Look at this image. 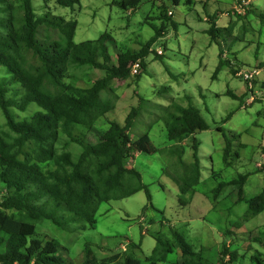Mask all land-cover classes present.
Segmentation results:
<instances>
[{"label": "rangeland", "instance_id": "374dc122", "mask_svg": "<svg viewBox=\"0 0 264 264\" xmlns=\"http://www.w3.org/2000/svg\"><path fill=\"white\" fill-rule=\"evenodd\" d=\"M120 1L81 0L80 6H76L72 12L60 8L56 0H47L49 12L54 16H64L67 20L78 22L75 36L77 43L97 40L104 33L110 34L113 37L112 44L117 46L112 51L114 57L118 50H122L119 48L137 51L155 36L156 26L160 28L163 23L159 18L162 12L159 6L165 5L168 15L172 16L165 22L166 33L152 48L163 56L157 57L154 52L149 55L140 82L136 83V77L132 76L126 81L116 80L110 84L102 97L114 109L99 119L96 125L100 128H97L98 131L94 129L87 133V141L97 142L101 130L107 129L109 121L124 124L131 108L139 104V95L165 106L171 102L193 105L201 110L211 129L195 134L182 144L168 147L164 123L156 121L158 115L150 116L145 111L143 117L137 119L134 129L142 135L150 132L151 140L159 152L136 154L129 159L128 167H134L141 173L154 207H151L144 191L123 200L101 203L97 205L99 208L94 215V226L90 227L88 221L72 223V215L66 205L46 198L47 205L54 209L50 215L55 224L46 219L40 220L36 224L35 238L59 241L65 248L63 258L71 260L72 264H84L86 245L91 247L99 260L127 254L125 248L128 255L144 262L157 245L155 236H161L164 241L170 240L171 230L180 233L194 250L204 249L207 258L213 262L217 261L221 242L225 241L233 249L237 246L240 254L251 248L245 257H242V253L235 264H254L250 257L259 254L264 261V242H255L263 232L264 212L247 222L243 229L237 230L232 224L239 221L248 205L238 202L236 186L224 188L219 198L213 197L219 183L231 182L247 173L252 176L244 185L245 198H253L264 189V172L260 171L264 167V0H245L240 3L250 4L245 13L241 9L244 5L236 3L237 0H181L178 5H174L172 0H148L141 3L134 13L122 9L118 5ZM34 5L38 13L47 11L44 0H34ZM231 7L233 12L228 13ZM249 9L251 11L248 13ZM217 11L220 15L216 26L222 33L217 35V42H212L208 34L211 27L209 17ZM235 12L242 13L241 19ZM230 24L234 26L232 34L226 35L224 29ZM221 52L224 53L222 59L226 65L214 77ZM258 67L261 68L258 69L260 73L249 86L240 75L232 73V68L247 71ZM69 74L80 88L91 87L96 80L105 76L102 70L89 66L72 67ZM3 77L8 78L6 72L0 69V78ZM10 88L19 90L18 86ZM165 88L167 91H164ZM228 91L234 96L227 95ZM8 97H12L11 92ZM17 98H20V94ZM151 110L155 114L159 113L158 109ZM11 111L17 120H23L32 117L39 107L33 104L26 112L14 107ZM228 115L231 118L226 121ZM0 124L10 140L16 137L1 108ZM152 124L155 125L150 129ZM218 127L224 129L227 137L233 140L235 150L240 153L241 161L236 162L233 168L225 167V137L217 131ZM194 141L198 143L201 162L200 193L189 201V205L182 206L179 202V187L174 179L175 172H179L178 156L173 150L183 147V161L191 163ZM32 148L33 143L24 150L32 152ZM78 148L76 144L69 147L65 145L60 152L67 150L75 153ZM20 158L23 159V156ZM43 168L55 169L47 164ZM59 225L64 227L60 228ZM226 231L230 233L225 235ZM132 243L141 247L130 250ZM178 259L180 253L177 251L168 256L167 264Z\"/></svg>", "mask_w": 264, "mask_h": 264}, {"label": "trees", "instance_id": "16d2710c", "mask_svg": "<svg viewBox=\"0 0 264 264\" xmlns=\"http://www.w3.org/2000/svg\"><path fill=\"white\" fill-rule=\"evenodd\" d=\"M144 1L148 0H122L118 5L134 13ZM172 1L178 5L181 0ZM244 2L237 0L236 3ZM44 3L47 11L38 13L34 0H0V69L8 77L0 78V108L11 132L16 135L10 140L0 124V264H72L71 260L63 258L65 248L59 241L35 238L36 224L40 220L54 221L50 215L54 209L47 205L46 198L66 205L72 215V223L88 221L90 227L94 226V215L99 208L97 205L101 203L123 200L144 191L151 207H154L141 173L134 167H128L129 159L136 154L159 152L150 132L142 135L134 129L137 119L143 117L145 111L150 116L158 115L156 121L164 123L168 147L182 144L195 134L211 129L201 110L193 105L171 102L165 106L139 95V104L131 108L124 124L109 121L107 129L101 130L98 141L88 142L87 133L97 129L99 119L114 109L102 97V93L116 80L126 81L135 76L136 83L140 82L149 55L154 52L157 57L163 56L152 48L166 33L165 22L172 16L168 15L165 5L159 6L162 9L159 18L163 23L160 28L156 26L155 36L137 51L118 47L122 50H118L114 57L112 51L117 46L112 44L110 34L104 33L97 40L77 43L78 22L67 20L64 16H54L49 12L47 0ZM80 3L81 0H56L60 8L72 12ZM250 11L247 10L248 13ZM230 12H233L232 7L228 10ZM235 14L241 19L242 14ZM219 15L217 11L209 17L211 27L208 34L212 42H217V35L222 33L216 26ZM233 28V24H230L224 29L226 35H231ZM223 54L220 53L221 60L214 77L226 65ZM136 64H139V69L134 74ZM84 66L102 70L105 76L96 80L91 87L80 88L69 73L72 67ZM239 71L232 68L235 75ZM10 86H18L19 90ZM249 90L252 91L251 88ZM9 92L12 97H8ZM227 95L234 96L231 91ZM33 104L39 107V111L29 119L17 120L11 111L14 107L26 112ZM151 109H158L159 113L155 114ZM230 118L231 115H228L226 121ZM154 125H150V129ZM217 131L225 137V167L233 168L236 162L241 161L240 153L235 150L233 140L227 137L222 127H218ZM31 143L34 144L32 152L25 151L24 148ZM72 144L79 147L75 153L67 150L60 152L61 147ZM198 150V143L194 141L191 163L183 161V147L173 150L178 156L179 172H175L174 179L179 187L182 206L189 205V201L200 193L198 187L202 172ZM45 164L55 169L45 170ZM260 171L264 172V167ZM250 176L252 174L247 173L231 182H221L213 192V197L219 198L224 188L236 186L238 202L248 205L239 221L232 224L237 230L243 229L247 222L264 212V189L253 198H245L244 185ZM3 190L6 191L3 193ZM226 233L228 235L230 232ZM171 235L172 238L165 241L156 235L157 245L144 262L128 255L127 249L124 250L127 254L99 260L91 247L86 245L84 264H167L168 256L177 251L180 259L172 264H235L242 253V257H245L251 249L240 254L237 246L233 249L228 241L221 242L217 261L213 262L207 258L204 249L194 250L176 230H171ZM260 235L255 242H264V228ZM140 247L132 243L129 249ZM250 259L254 264H264L260 254L251 255Z\"/></svg>", "mask_w": 264, "mask_h": 264}, {"label": "built area", "instance_id": "2783aa9c", "mask_svg": "<svg viewBox=\"0 0 264 264\" xmlns=\"http://www.w3.org/2000/svg\"><path fill=\"white\" fill-rule=\"evenodd\" d=\"M247 4L245 3L244 4V7H242L241 9H243V10H245V6H246ZM240 12V11H239ZM238 12V13H239ZM240 14V13H239ZM159 53H161L162 54V51H159ZM138 69H139V64H136L135 66H134V68H133V73L134 74H136L137 72H138ZM259 74V72L257 71V70H253V71H242V72H240L239 73V75L240 76H242L245 80H247V81H251L252 79H254V77L256 76V75H258Z\"/></svg>", "mask_w": 264, "mask_h": 264}, {"label": "clouds", "instance_id": "9594fccd", "mask_svg": "<svg viewBox=\"0 0 264 264\" xmlns=\"http://www.w3.org/2000/svg\"><path fill=\"white\" fill-rule=\"evenodd\" d=\"M245 11H246V9L244 10V13H245ZM240 14H242V13H240ZM161 56H162V55H161ZM253 70H257V69H253ZM253 70H247V71H253ZM257 71L260 73L259 70H257ZM240 72H242V71H239L237 75H239ZM241 77H242V76H241ZM242 78H243V77H242ZM243 79H244V78H243ZM244 80H245V79H244ZM245 81H246V83L248 82V83L250 84V83H252L253 79H252L251 81H247V80H245ZM247 102H248V101H247ZM124 250H125V248H124Z\"/></svg>", "mask_w": 264, "mask_h": 264}]
</instances>
